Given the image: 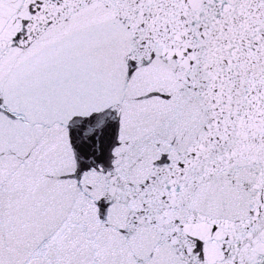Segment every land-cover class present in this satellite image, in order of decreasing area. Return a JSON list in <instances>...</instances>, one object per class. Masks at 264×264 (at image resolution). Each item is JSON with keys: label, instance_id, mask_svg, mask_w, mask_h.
<instances>
[{"label": "snow or ice", "instance_id": "6c2138e0", "mask_svg": "<svg viewBox=\"0 0 264 264\" xmlns=\"http://www.w3.org/2000/svg\"><path fill=\"white\" fill-rule=\"evenodd\" d=\"M0 264H264V0H0Z\"/></svg>", "mask_w": 264, "mask_h": 264}]
</instances>
